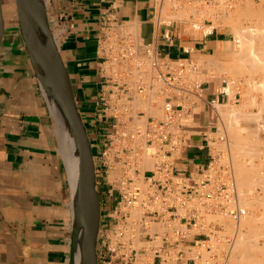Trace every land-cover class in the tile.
<instances>
[{"label": "crops", "instance_id": "1", "mask_svg": "<svg viewBox=\"0 0 264 264\" xmlns=\"http://www.w3.org/2000/svg\"><path fill=\"white\" fill-rule=\"evenodd\" d=\"M41 2L68 71L93 154L101 144V134L105 133L98 112L105 74L99 44L106 34L107 21L124 25L131 32L138 55L145 53L144 45L151 44L169 59L194 56L192 59L196 60V55L218 58L228 42L217 28H206L205 33L200 30L182 33L159 25L153 15L157 0ZM2 10L0 264H69L72 214L75 218L76 214L68 181V162L43 86L24 45L14 0H8ZM203 82V100L186 115L189 147L175 162L177 171L185 174L196 172L209 160L210 153H216L215 149L208 150L206 139L215 148L212 144L219 130L216 106L227 97L220 93V89H227L221 86L222 80L212 78ZM143 104L151 113L160 115L157 106Z\"/></svg>", "mask_w": 264, "mask_h": 264}, {"label": "built area", "instance_id": "2", "mask_svg": "<svg viewBox=\"0 0 264 264\" xmlns=\"http://www.w3.org/2000/svg\"><path fill=\"white\" fill-rule=\"evenodd\" d=\"M231 2L222 3L229 9ZM153 15L159 25L170 27L161 22L160 9ZM104 27L98 112L105 133L94 154L102 197L97 264H227L239 230L221 219L229 215L238 222L244 213L237 208L241 204L229 153H210L194 173L175 167L189 147L186 115L203 100L199 76L205 68L193 57L169 59L151 44L143 46L145 56L139 57L124 25L107 21ZM220 93L228 95L225 89ZM144 102L157 106L160 115L144 108ZM206 141L208 150L214 149ZM146 155L152 157L148 165Z\"/></svg>", "mask_w": 264, "mask_h": 264}, {"label": "rangeland", "instance_id": "3", "mask_svg": "<svg viewBox=\"0 0 264 264\" xmlns=\"http://www.w3.org/2000/svg\"><path fill=\"white\" fill-rule=\"evenodd\" d=\"M232 1L234 2L233 3L231 2L232 4H230V8L226 9L225 7H227L228 4H223L222 3L223 0H219V4L214 2L205 4L201 0L199 2H196L195 0H164V1L162 0L161 4H156V11H159L160 9L161 22L164 21L165 24H168L173 29H177L178 32L180 31L184 33L188 30L191 31L200 30L205 33L208 32L206 31V28L207 29L217 28L220 31H222L224 37L228 41L226 49L223 52L222 56L218 58H212L210 56L200 57L199 55H196L195 58L198 59L203 69L205 68V72L204 71L201 72V75L199 76L200 80L205 81V80H210L212 78H218L223 81L221 86H226L227 88L225 90L227 91L228 95H225L227 96L225 98V101L216 106V111L217 114L219 115V119L217 120V124H216L219 127L217 133V139L220 138L222 134L223 137H221L222 140L220 141L216 140V142L213 144L215 147H217L218 145L217 147L218 149L215 148L216 153L228 152L229 155L231 154L230 159L232 160V165L234 164L233 166L234 173H237V175L234 174V177H237L235 178V180L238 179V182L237 180L236 182L238 186L241 187L239 188L237 186V188L240 190V191L238 190L239 197H242L239 199L240 201L245 200L243 202L245 204L247 203L250 206V208L246 205L243 206L244 203L241 201L243 208L248 209V210L246 209V212L252 215V220H249L247 223L254 226V228L251 227L253 228V231L257 229L254 231L255 233L253 231L250 232L249 237L251 236L252 238L250 237V239L252 241L259 243V246L263 250L264 249V204H263L264 203V194H263L264 193V178H263L264 177V148H263L264 147V89H263L264 66L262 65H264L263 62L264 50L262 49H264V44L262 43H264V39H263L264 0H232ZM6 4H8V0H2V9H4ZM260 29L263 32H261ZM258 30L261 32L262 35ZM241 32H243L245 35L243 33L242 35ZM249 32H251V36ZM256 33L257 34L259 33L260 36L263 37L262 38L260 37L259 40V34L257 35ZM241 35L245 37H242ZM254 36L256 40L255 38L254 39L252 38ZM256 36L258 37V39ZM243 38L246 39L249 38V39L246 40ZM250 38L253 40H251ZM254 41L255 44H253ZM252 45H254L255 47ZM261 46L263 48H261ZM144 55L145 54L143 53H139L138 56L144 57ZM247 55L248 56L250 55V57H248ZM260 61H262L263 63ZM233 143L235 145H233ZM246 166L247 167L249 166L248 170ZM255 176L258 179L262 177L260 179V182ZM239 179H241L240 182ZM244 179L245 182L247 183L244 182L243 185L240 184L242 180L244 181ZM243 195L246 197H244ZM249 198H251V200L247 202ZM253 215L255 216V218L253 217ZM220 217L218 216L216 217V219L220 221L219 220ZM229 218H230L229 216L226 217L223 220L225 221L223 223L225 224L227 222L225 225L228 226L230 223L229 221H231L229 227H231V224L236 226V223ZM253 222L254 224H252ZM242 226H244V223ZM249 229L248 231H250ZM242 231L243 234L242 232L239 231L240 238H244L245 232H247L245 234L247 235L249 234L248 231L245 230ZM239 236L235 241L237 244H238L237 240L240 239ZM259 236L262 238H260ZM236 243H234L233 246L234 248L235 247L238 248ZM249 248H250L249 250L247 248L248 251L247 256L248 258L251 259L250 262H253L252 264H264V255H263L264 250L263 252L262 251L260 252L258 249L255 250L256 248L254 249L253 246H250ZM234 251L235 249L234 250L232 249L231 253L234 254L233 256H237L236 251L235 252ZM233 256H231L232 259L230 258L228 263L231 262L230 264H232V261H235V264H237L238 263V262L236 263L237 257L236 260H234ZM251 257L256 262L252 260ZM258 258H260V261Z\"/></svg>", "mask_w": 264, "mask_h": 264}, {"label": "water", "instance_id": "4", "mask_svg": "<svg viewBox=\"0 0 264 264\" xmlns=\"http://www.w3.org/2000/svg\"><path fill=\"white\" fill-rule=\"evenodd\" d=\"M14 3L24 45L39 80L43 86L46 79L58 96L77 144L80 179L77 190L78 219L76 221L72 214L69 264L74 263L79 233L81 264H97L96 235L100 217V196L95 180L94 154L86 124L75 102L70 77L55 44L44 9L36 10L32 0H14ZM3 31L4 19L0 0V43ZM43 36L48 40V45L44 43Z\"/></svg>", "mask_w": 264, "mask_h": 264}, {"label": "bare ground", "instance_id": "5", "mask_svg": "<svg viewBox=\"0 0 264 264\" xmlns=\"http://www.w3.org/2000/svg\"><path fill=\"white\" fill-rule=\"evenodd\" d=\"M164 1V0H163ZM32 3H33V5H34V7H35V9L36 10H38V11H41L42 9H43V6H42V2H41V0H32ZM168 3V2H167ZM179 4V3H178ZM214 6V5H213ZM222 6V5H221ZM184 7V6H183ZM187 7V6H186ZM185 7V8H186ZM212 7V6H211ZM203 9V8H202ZM164 10V9H163ZM178 10V9H177ZM192 11V10H191ZM249 11V10H248ZM178 13V12H177ZM184 13V12H183ZM195 13V12H194ZM182 15V14H181ZM186 15V14H185ZM257 16V15H256ZM182 17V16H181ZM186 18V17H185ZM258 19V18H257ZM213 21V20H212ZM236 24V23H235ZM254 24V23H253ZM262 24V23H261ZM234 27V26H233ZM258 27V26H257ZM240 28V27H239ZM245 28V27H244ZM249 28V27H248ZM238 29V28H237ZM257 29V28H256ZM259 29V28H258ZM235 30V29H234ZM242 31V30H241ZM259 31V30H258ZM260 31H261V29H260ZM259 31V32H260ZM244 32V31H243ZM243 32H241V34L243 33ZM251 32H253V31H251ZM251 32H249L250 33V36H251ZM261 32H263V31H261ZM261 32H260V34H261ZM248 33V32H247ZM253 33H255V32H253ZM236 34V33H235ZM244 34V33H243ZM242 34V35H243ZM257 34V33H256ZM259 34V33H258ZM257 34V35H258ZM260 34H259V40H260ZM241 35V36H242ZM245 35V34H244ZM255 35V34H254ZM262 35V34H261ZM253 36V35H252ZM264 36V35H263ZM262 36V37H263ZM242 37H245V36H242ZM241 37V38H242ZM257 37V36H256ZM261 37V38H262ZM253 39L255 38V36L254 37H252ZM237 39V38H236ZM243 39H246V38H243ZM247 39H249V38H247ZM246 39V40H247ZM251 39V38H250ZM253 39H251V40H253ZM257 39H258V37H257ZM263 39H264V37H263ZM245 40V41H246ZM255 40H256V38H255ZM43 41H44V43L46 44V45H48V40L46 39V37L45 36H43ZM253 44H255V41H254V43ZM262 44H264V43H262ZM243 45V44H242ZM245 45V44H244ZM248 46V45H247ZM251 46V45H250ZM252 46H254V45H252ZM241 47V46H240ZM244 47V46H243ZM255 47V46H254ZM261 48H263L262 46H261ZM250 49V48H249ZM261 50V49H260ZM262 50H264V49H262ZM245 52V51H244ZM258 52V51H257ZM252 53V52H251ZM263 53V52H262ZM244 54V53H243ZM249 54V53H248ZM254 54V53H253ZM257 54V53H256ZM242 55V54H241ZM248 56V55H247ZM259 56V55H258ZM248 57H250V55L248 56ZM246 58V57H245ZM263 58V57H262ZM250 59V58H249ZM249 59H246V60H249ZM257 60H259V59H257ZM195 61H197L198 63H199V61L196 59ZM253 61H255V60H253ZM252 61V62H253ZM250 62V61H249ZM260 62H262V61H260ZM264 62V61H263ZM262 62V63H263ZM258 63V62H257ZM243 66V65H242ZM262 66H264V65H262ZM263 69V68H262ZM234 70H236V69H234ZM40 71V70H39ZM41 71H42V74H44V72H43V70L41 69ZM239 72V71H238ZM237 72V73H238ZM253 86V85H252ZM251 88V87H250ZM43 89H44V92H45V95H46V97H47V102H48V105H49V108H50V110H51V114H52V116H53V119H54V121H55V124H56V127H57V130H58V136H60L59 138H60V143H61V149H62V152L64 153V156H65V158L67 159V162H68V167H67V165H66V167H67V172H68V181H69V187H70V191H71V194H72V200H73V204H74V211H75V214H76V218H75V220L76 219H78V197H77V190H78V186H79V181H80V179H79V171H78V152H77V144H76V140H75V137H74V135H73V133H72V131H71V129H70V126H69V123H68V121H67V119H66V117H65V112H64V110H63V107H62V104H61V102H60V100H59V98H58V96L55 94V92H54V90H53V88H52V86L48 83V81L46 80V79H44V83H43ZM263 89H264V87H263ZM262 93H263V91H262ZM248 115V114H247ZM229 116V115H228ZM230 127V126H229ZM239 132V131H238ZM249 133V132H248ZM251 136V135H250ZM245 138V137H244ZM241 139V138H240ZM216 141V140H215ZM241 141V140H240ZM213 143H215V142H213ZM237 143V142H236ZM249 143V142H248ZM233 145H235L234 143H233ZM239 145V144H238ZM212 146H214L213 144H212ZM215 147V146H214ZM217 147H218V145H217ZM217 147H215V148H217ZM244 147V146H243ZM214 148V149H215ZM264 148V147H263ZM149 147H145V152H146V154H149L150 152H149ZM218 149V148H217ZM216 149V150H217ZM247 149V148H246ZM249 152V151H248ZM217 154V153H216ZM231 155V154H230ZM249 155V154H248ZM253 155V154H252ZM232 161V160H231ZM240 162V161H239ZM144 163L146 164V165H148V163H152V157L150 156V158H148L147 157V155H146V159L144 160ZM65 164H66V162H65ZM238 165V164H237ZM244 165H246V164H244ZM233 166H234V164H233ZM239 167V166H238ZM247 167V166H246ZM237 168V167H236ZM241 169V168H240ZM249 169V166L247 167V170ZM253 169H255V168H253ZM236 170V169H235ZM253 171V170H252ZM235 172H237V171H235ZM247 172V171H246ZM244 173H245V171H244ZM248 173V172H247ZM252 173H254V172H252ZM235 175H237V173H234ZM241 174V173H240ZM249 174V173H248ZM260 174V173H259ZM244 175H246V174H244ZM240 176V175H239ZM242 177V176H241ZM256 177V176H255ZM258 177H260V176H258ZM235 178H237V177H235ZM243 178H245V177H243ZM257 178V177H256ZM262 178V177H261ZM260 178V179H261ZM264 178V177H263ZM247 179V178H246ZM249 179V178H248ZM258 179V178H257ZM260 179H258L259 180V182H260ZM237 180V182H238V179H236ZM236 180H235V183L237 184V182H236ZM240 180L241 179H239V182H240ZM245 182V179H244V181L242 180V182L240 183V184H242L243 185V183ZM255 182V181H254ZM245 183H247V182H245ZM258 184H260V183H258ZM261 184H262V182H261ZM255 185V184H254ZM238 186V184L236 185V187ZM250 186V185H249ZM259 186V185H258ZM239 187V186H238ZM260 187H262V186H260ZM239 188H241V187H239ZM246 188V187H245ZM243 189V188H242ZM260 189V188H259ZM258 189V190H259ZM239 190V189H238ZM240 191V190H239ZM263 192V191H262ZM246 193V192H245ZM262 194V193H261ZM264 194V193H263ZM239 195V194H238ZM241 196H242V194H241ZM244 196V195H243ZM244 197H246V196H244ZM244 197H243V199H244ZM254 197V196H253ZM239 198H242V197H239ZM248 198V197H247ZM256 198V197H255ZM254 199V198H253ZM252 199V200H253ZM262 199V198H261ZM240 200V199H239ZM249 200H251V198H249L248 199V201L247 202H249ZM257 200V199H256ZM242 202L243 201H245V200H241ZM240 201V202H241ZM262 201V200H261ZM242 202L240 203L241 205V207L239 206V207H237V208H239V209H241V210H243L244 211V213H243V215L240 217V220L238 221V222H235L236 223V227H238V230L240 231V232H242V234H243V231L242 230H245V231H248V229L250 230V231H248L249 232V234L247 235V234H245V233H247V232H245L244 233V238H240V236H239V238L240 239H238L237 240V242H238V244L236 243V245L238 246V248H234L233 247V250L235 249V251H236V254H237V256H233L234 254L233 253H231L232 252V250L230 251V254H229V257H228V261H227V264H230V263H228L229 262V259L231 258L232 259V257L231 256H233L234 257V260H236V257H237V260H236V263L237 264H252L253 262H250L251 261V259L250 258H248V256H247V253H248V251H247V248H248V250L250 249L249 247L250 246H253L254 247V249L255 250H259L260 252L262 251L263 252V250H262V248L259 246V243H256L255 241H252L251 239H250V237H249V235H250V232H252L253 231V228H254V226L253 225H251V224H249V223H247L249 220H252V215L250 214V213H247L246 212V209H244L243 208V206L244 205H246V206H248L249 208H250V206L246 203H244L243 204V206H242ZM251 203V202H250ZM264 204V203H263ZM261 207V206H260ZM253 209V208H252ZM256 209V208H255ZM248 210V209H247ZM248 212H250V211H248ZM229 216V215H228ZM75 217V216H74ZM220 217V216H219ZM253 217L255 218V216L253 215ZM229 219H231V218H229ZM219 220H220V218H219ZM224 219H222V221H223ZM227 220V219H226ZM232 220V219H231ZM77 221V220H76ZM228 221V220H227ZM233 221V220H232ZM259 221V220H258ZM257 221V222H258ZM220 222V221H219ZM223 222H225V221H223ZM230 223H231V221H229ZM234 222H232V223H234ZM262 222V221H261ZM227 223V222H226ZM225 223V224H226ZM230 223H229V225H228V227L230 226ZM241 223H242V225H243V223H244V226H242L241 225ZM250 223H251V221H250ZM224 224V223H223ZM224 224V225H225ZM252 224H254V222L252 223ZM227 226V225H226ZM232 226H234L233 224H231V227ZM244 227V228H243ZM251 227H253V228H251ZM258 228V227H257ZM252 229V230H251ZM255 230H257V229H255ZM254 230V231H255ZM253 231V232H254ZM255 233V232H254ZM257 233V232H256ZM261 233V232H260ZM97 234H98V229H97ZM241 234V235H242ZM258 234V233H257ZM240 235V234H239ZM243 237V236H242ZM260 237V236H259ZM252 238V237H251ZM260 238H262V237H260ZM96 239H97V235H96ZM77 244H78V248H77V250H76V252H75V254H74V263L73 264H81V260H80V255H79V245H80V233H79V235H78V239H77ZM262 245V244H261ZM240 246V247H239ZM237 250H238V253H237ZM234 251V252H235ZM254 252V251H253ZM232 254V255H231ZM235 254V255H236ZM264 255V254H263ZM252 258V257H251ZM259 259V261H260V258H258ZM252 260H254L253 258H252ZM262 260V259H261ZM255 261V260H254ZM233 262H234V264H235V261H232V264H233ZM256 262V261H255Z\"/></svg>", "mask_w": 264, "mask_h": 264}]
</instances>
